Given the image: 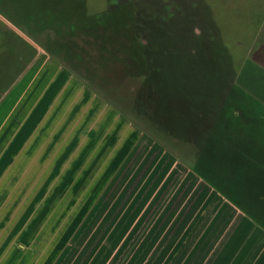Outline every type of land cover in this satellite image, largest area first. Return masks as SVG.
I'll use <instances>...</instances> for the list:
<instances>
[{
  "label": "rangeland",
  "instance_id": "1",
  "mask_svg": "<svg viewBox=\"0 0 264 264\" xmlns=\"http://www.w3.org/2000/svg\"><path fill=\"white\" fill-rule=\"evenodd\" d=\"M0 66V264H213L261 228L238 206L264 211V0H0ZM135 108L181 110L186 139ZM204 122L244 146V181L200 160Z\"/></svg>",
  "mask_w": 264,
  "mask_h": 264
},
{
  "label": "trees",
  "instance_id": "2",
  "mask_svg": "<svg viewBox=\"0 0 264 264\" xmlns=\"http://www.w3.org/2000/svg\"><path fill=\"white\" fill-rule=\"evenodd\" d=\"M98 26V30H99ZM97 28V27H96ZM92 34V33H91ZM93 36V35H92ZM93 38L96 40V38L93 36ZM97 41V40H96ZM146 45H143L141 48L144 49ZM2 65V64H1ZM3 68L2 66H0ZM180 109V108H179ZM170 113L160 118L158 120L156 117L153 116L151 111H149V108H135V113L137 116L146 119L152 126L155 127V130L159 135H161L163 138L167 140H172V137L178 138V139H186L185 136H183V133H187L190 129L183 126H178L177 132H174L173 126L171 125V114L174 116V119H176V114H178V117L180 121L183 118V112L177 110L175 108H169ZM173 110L176 112L174 113ZM186 111V109H184ZM236 108H203L201 113L204 114V118H206V114L209 112L208 119H212L214 115H220L219 117H223L225 119H228V116L232 117L233 113H236ZM155 115V114H154ZM238 115L240 113L238 112ZM217 117V120L219 119ZM221 117V118H222ZM189 121H185L186 125L189 124ZM200 120L198 118H193L192 122L193 125H197ZM170 122V123H169ZM216 123H210L209 126H206V122H204V127L202 129V140L200 141V148L201 150H204L205 155L200 158V160H205V157L208 158V160H205L206 162H213L216 163L218 173H219V179H223L227 181V179H231L230 175L235 174L237 177H239L240 181H244V173L248 170V168H245V166L248 164L247 160L244 159L243 152H244V146L243 150L238 151V149L234 148V143H231L233 140L229 135V131L220 133L219 129L215 127ZM219 125V124H217ZM194 129V135L188 139L190 141L189 145H193L196 147V142L199 139L200 134L197 131L196 126H192ZM156 141V140H155ZM156 143H158L156 141ZM159 144V143H158ZM183 144V143H180ZM160 145V144H159ZM200 161V165H201ZM200 171L195 169L193 167V171H195L199 177L206 182V184L210 185L212 188H214L218 193L222 194L225 199L229 200V202L235 204L238 206L235 202V196L241 192L238 190V187L236 189H233L231 192H227L226 190H223L219 187V179L217 181L214 180V176L210 175L208 172L209 170H206L205 173L202 171L201 168H199ZM211 171L214 172V169H211ZM223 173L221 174V172ZM228 173V174H227ZM230 173V174H229ZM262 176V175H261ZM247 179L251 180L254 184L253 187L257 186V189L259 192V200L264 198V176L259 177L257 176L253 171H249V174L246 175ZM256 177L259 179L257 180ZM239 181V180H238ZM239 181V182H240ZM249 182V181H246ZM260 187V188H258ZM239 209L245 213V215L249 218H251L255 223H257L262 229H264V211L261 209V207H257L258 210L250 211L242 206ZM263 215V216H261Z\"/></svg>",
  "mask_w": 264,
  "mask_h": 264
},
{
  "label": "crops",
  "instance_id": "3",
  "mask_svg": "<svg viewBox=\"0 0 264 264\" xmlns=\"http://www.w3.org/2000/svg\"><path fill=\"white\" fill-rule=\"evenodd\" d=\"M60 93H61V90H60ZM8 94H5L2 97V99L0 100V106L8 98ZM62 95H63V92H62ZM44 97H42V99ZM58 102H60V99ZM58 102L56 101L55 105H57ZM228 210L230 211V206ZM242 219L244 220H241L240 225L237 228L236 232L242 233V231H245L246 229L247 233H248V230L251 232L252 237L249 240H245V237H244L245 234L243 235L235 234L236 237L235 235H232L231 236V243H232L231 247L238 248V249L242 247L244 248L240 249L239 252H236L235 250H231V251L228 250L227 249L228 246L226 245V248L216 255L215 259L213 260V264H264V229L257 228V231H253V227L255 224L250 220H246L247 218H242ZM5 250L9 252V249H5ZM244 250L245 252H243Z\"/></svg>",
  "mask_w": 264,
  "mask_h": 264
}]
</instances>
